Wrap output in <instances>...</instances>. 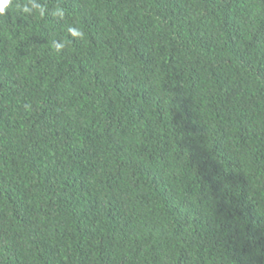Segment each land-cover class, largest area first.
I'll return each mask as SVG.
<instances>
[{
  "label": "trees",
  "instance_id": "trees-1",
  "mask_svg": "<svg viewBox=\"0 0 264 264\" xmlns=\"http://www.w3.org/2000/svg\"><path fill=\"white\" fill-rule=\"evenodd\" d=\"M39 2L0 16V264H264V0Z\"/></svg>",
  "mask_w": 264,
  "mask_h": 264
},
{
  "label": "clouds",
  "instance_id": "clouds-1",
  "mask_svg": "<svg viewBox=\"0 0 264 264\" xmlns=\"http://www.w3.org/2000/svg\"><path fill=\"white\" fill-rule=\"evenodd\" d=\"M9 5H13L15 8L17 14L19 15H25V16H33L38 15L39 17H44L47 12V8L45 4H42L39 2V0H0V16L5 15V10L9 7ZM52 15L63 19L65 16V10L59 6H57L54 11L52 12ZM68 34L73 38L83 39L84 32L75 26H69L67 28ZM70 41H53L52 46L54 49L59 52L62 50L66 43H69ZM28 107V106H26Z\"/></svg>",
  "mask_w": 264,
  "mask_h": 264
}]
</instances>
